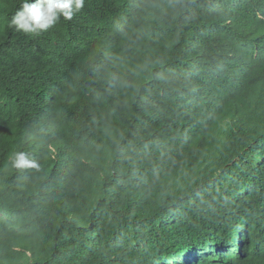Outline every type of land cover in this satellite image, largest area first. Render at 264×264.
Instances as JSON below:
<instances>
[{
    "label": "trees",
    "instance_id": "16d2710c",
    "mask_svg": "<svg viewBox=\"0 0 264 264\" xmlns=\"http://www.w3.org/2000/svg\"><path fill=\"white\" fill-rule=\"evenodd\" d=\"M22 3L0 264H264V0H85L39 35L9 27Z\"/></svg>",
    "mask_w": 264,
    "mask_h": 264
},
{
    "label": "clouds",
    "instance_id": "9594fccd",
    "mask_svg": "<svg viewBox=\"0 0 264 264\" xmlns=\"http://www.w3.org/2000/svg\"><path fill=\"white\" fill-rule=\"evenodd\" d=\"M85 5V0H23L9 21V27L29 35H39L56 25L61 18L71 20ZM14 167L35 166L23 151L12 154Z\"/></svg>",
    "mask_w": 264,
    "mask_h": 264
}]
</instances>
